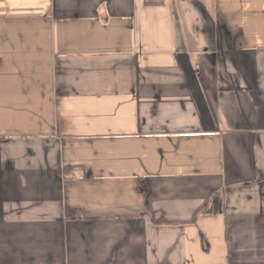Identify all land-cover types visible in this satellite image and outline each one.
Instances as JSON below:
<instances>
[{
	"label": "crops",
	"instance_id": "1",
	"mask_svg": "<svg viewBox=\"0 0 264 264\" xmlns=\"http://www.w3.org/2000/svg\"><path fill=\"white\" fill-rule=\"evenodd\" d=\"M0 264H264V0H0Z\"/></svg>",
	"mask_w": 264,
	"mask_h": 264
},
{
	"label": "trees",
	"instance_id": "2",
	"mask_svg": "<svg viewBox=\"0 0 264 264\" xmlns=\"http://www.w3.org/2000/svg\"><path fill=\"white\" fill-rule=\"evenodd\" d=\"M217 203H218V196L215 192L211 193V199L209 201V204L206 205L201 213H208V212H214L217 209Z\"/></svg>",
	"mask_w": 264,
	"mask_h": 264
},
{
	"label": "built area",
	"instance_id": "3",
	"mask_svg": "<svg viewBox=\"0 0 264 264\" xmlns=\"http://www.w3.org/2000/svg\"><path fill=\"white\" fill-rule=\"evenodd\" d=\"M69 178H70L69 175H65V176H64V179H69Z\"/></svg>",
	"mask_w": 264,
	"mask_h": 264
}]
</instances>
